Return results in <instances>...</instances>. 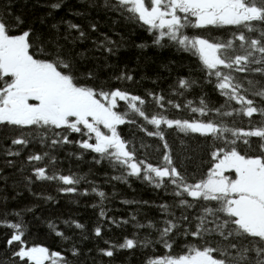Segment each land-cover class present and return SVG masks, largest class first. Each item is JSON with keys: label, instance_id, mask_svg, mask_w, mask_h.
<instances>
[{"label": "snow or ice", "instance_id": "1", "mask_svg": "<svg viewBox=\"0 0 264 264\" xmlns=\"http://www.w3.org/2000/svg\"><path fill=\"white\" fill-rule=\"evenodd\" d=\"M14 7V0H0V139L8 142L0 143L3 166L16 168L15 158L28 150L24 163L31 172L24 174L23 164L16 169L25 187L58 181L60 192L76 193L84 178L56 171L54 154L74 145L78 151L68 155L95 154L94 163L107 161L122 176L143 180L170 199L121 200L137 207L117 218L107 214V194L92 187L99 222L90 231L103 247L87 250L85 225L76 220L63 221L71 235L48 221L60 242L52 250L29 240L23 212L31 208L4 211L0 226L11 231L0 264H103L97 256L111 264L118 253L137 251L140 264H264V0H80L81 10L68 15L86 23L56 18L68 7L65 0L37 4L45 10L38 24ZM93 13L115 17L114 25H139L153 46L195 57L202 79L178 74L167 91H132L139 83L134 70L112 62L123 37L100 31ZM217 31L227 34L211 35ZM201 83L212 84L224 102L188 100L186 93ZM121 126L157 137L160 160L138 157L135 138ZM165 129L184 138L170 145ZM8 179L0 174L5 186ZM2 199L6 204L7 197ZM141 206L154 214H142ZM128 225L130 234L105 239L111 227Z\"/></svg>", "mask_w": 264, "mask_h": 264}, {"label": "trees", "instance_id": "2", "mask_svg": "<svg viewBox=\"0 0 264 264\" xmlns=\"http://www.w3.org/2000/svg\"><path fill=\"white\" fill-rule=\"evenodd\" d=\"M43 2L44 0H14V11L20 12L26 19L38 24V17L44 15L45 10L37 7V4ZM65 3L68 7L57 15V19L63 17L74 22L86 23L79 17L68 15L70 11L81 10L80 0H65ZM92 18L99 23V30L107 33L113 39L119 40L120 37H123L117 57L112 62L120 66L126 65L134 70L135 77L139 83L132 86V91L140 94L145 89L152 88L167 91L169 85L172 84L178 74H190L198 80L202 79L195 57L187 53L177 52L168 46H153L151 34L139 25L133 26L123 21H117V24L114 25L112 20L115 17L97 16L94 13ZM114 33H119V36L114 35ZM226 34L219 31L211 33V35L217 37H222ZM137 44H145L147 47L140 49L135 46ZM168 69H171V71ZM154 78H158L156 85L151 83V79ZM200 96H204L212 104L219 105L224 102L223 98L214 90L212 84L201 83L199 87H195L189 93H186V98L194 102H198ZM170 114L176 116L192 115L191 112H176L175 110H170ZM240 123L241 118H237V124ZM121 128L129 139L135 138L134 143L138 157L147 158L153 164L160 160L162 143L157 137L146 136L145 133L140 132L135 126H121ZM148 130H152L151 126H148ZM165 138L170 145L174 146L184 137L172 129H165ZM0 143L7 147L8 142L6 140L0 139ZM141 144L145 147H141ZM38 147V145L35 148L30 146L29 150L36 151ZM27 151L22 152L19 158H15L16 168L4 167V157L0 154V174L9 177L7 186L4 185L3 181H0V214L4 211H21L31 208V212H23V220L27 225L29 240L48 246L52 250H59L60 242L50 231L48 227L49 220L68 235L72 234V230L66 228L63 221L76 220L85 225V235L89 236L88 240L82 242V247L85 250L93 248L94 244H99V246L103 247L102 242L92 238L90 231L99 222L97 215L99 208L91 206L99 203V198L91 191L92 187H96L107 194L108 198L104 201L107 214L117 218L126 217L128 212L133 211L137 207L136 205H124L120 203L121 200L159 203L162 200L170 199L164 195L162 190L155 189L143 180L122 176L121 169L118 167L114 168L107 161H101L100 164L94 163L93 156L95 154L81 150L80 159L68 155L78 151L74 145L63 147L54 153L56 155L55 170L60 174H69L71 172L83 177L84 179L76 185L77 192H60L59 189L63 185L58 181H36L30 186L29 190V187H25L22 183L20 173L16 171L23 164L24 174L31 172V166L24 163ZM43 163L40 162L41 166ZM49 168L51 170V166ZM114 176L122 178L111 179ZM14 181L17 182L15 188L12 187ZM85 189L88 190L87 195L82 194ZM3 197H7L6 204L2 199ZM45 197H51V199L46 200L44 199ZM140 212L142 214L147 213L150 216L154 214V210L143 206L140 207ZM7 218L14 220L11 215ZM10 231V229L0 226V260L7 258L8 250L4 247V238ZM132 231L131 225L121 228L111 227V231L106 232L104 235L105 239L115 242ZM142 258L140 251L132 254L121 252L116 255L111 264H140ZM96 260L103 261V264H109V260L106 257L97 256Z\"/></svg>", "mask_w": 264, "mask_h": 264}]
</instances>
